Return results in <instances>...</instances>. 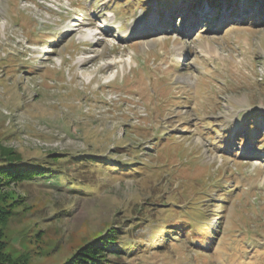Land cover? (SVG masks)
I'll return each mask as SVG.
<instances>
[{
	"label": "rangeland",
	"instance_id": "374dc122",
	"mask_svg": "<svg viewBox=\"0 0 264 264\" xmlns=\"http://www.w3.org/2000/svg\"><path fill=\"white\" fill-rule=\"evenodd\" d=\"M4 150L148 165L98 176L78 161L2 184L14 260L64 264L113 226L149 238L142 207L193 199L213 228L154 237L119 264H264V0H0Z\"/></svg>",
	"mask_w": 264,
	"mask_h": 264
},
{
	"label": "trees",
	"instance_id": "16d2710c",
	"mask_svg": "<svg viewBox=\"0 0 264 264\" xmlns=\"http://www.w3.org/2000/svg\"><path fill=\"white\" fill-rule=\"evenodd\" d=\"M169 1L171 2V0ZM9 67L13 70L11 66ZM248 124L251 125V121ZM119 150L122 149L119 148ZM115 154H122V152L115 151ZM67 156L52 154L49 162L31 164L25 162L16 151L4 150L0 152V188L4 183L16 184L25 181L58 179V176L61 175L60 173L65 172L64 169L68 168V165L72 162L78 163V161H81L79 162V166L82 168L93 167L97 170L98 173L96 174L98 176L118 172L125 173L126 176L131 177L145 172L146 166H148L144 162L130 163L123 161L121 158L109 160L108 158L91 154H84L80 159L71 158V161L67 165L65 164V166L63 165V161L68 158ZM155 173H159V171H155ZM167 182L170 183L169 180ZM88 188V192H92L91 187ZM175 199L179 202L180 197L176 195ZM198 203L190 199L189 204L184 208L181 203L177 202H170L167 206L154 203L149 204L146 209L142 207L140 212L148 210L152 220L149 221L148 217L144 216V218L139 219L135 228H138L142 222L146 223L145 226L150 225L154 233L149 238H141L138 241L130 238L126 239L128 231L132 230V228L122 231V227L113 226L95 241L89 242L79 248L64 264H119V260L123 259L127 252H135L139 247H143L146 241L153 240L154 237L164 236L166 238L174 236V234L188 232L190 226H193L192 224L196 227L197 233L201 235L202 230L208 231L212 226L207 224L206 218H204L205 212L202 209H195ZM182 211V215L177 218ZM13 214L14 210L11 207L0 206V224L7 223ZM155 219H158L156 224L154 223ZM176 219L177 222L173 223ZM132 222L129 221L130 224ZM6 245V242L0 235V264H27V261L14 260L6 254Z\"/></svg>",
	"mask_w": 264,
	"mask_h": 264
}]
</instances>
